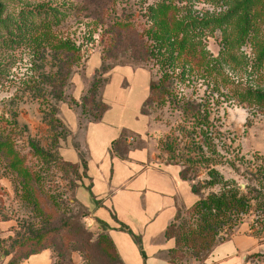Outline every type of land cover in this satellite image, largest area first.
Listing matches in <instances>:
<instances>
[{
	"label": "rangeland",
	"instance_id": "374dc122",
	"mask_svg": "<svg viewBox=\"0 0 264 264\" xmlns=\"http://www.w3.org/2000/svg\"><path fill=\"white\" fill-rule=\"evenodd\" d=\"M127 1L89 3L88 0H9L6 3L1 18L5 23H11V32L0 25V116L10 115V112L16 110L20 125L27 127V135L18 137L22 153L29 155L25 148L27 136L36 140L46 150L54 145V139L58 135L44 121L46 114H54V105L58 111L57 117L67 130L66 140L59 142L61 159L79 161V164L84 161L89 163L91 174L98 181L103 175H112L114 170L120 174L118 171L121 162L117 160L113 165L115 156L111 153L112 144L111 147H106V138L110 132L115 133L117 138L125 132L127 143L133 145L132 150L139 151L135 157H140V164L133 167L124 164L123 168L131 167L129 170H132V175L135 176L147 175L148 182L155 172L145 170L147 165L142 163L146 162L161 168V176L166 184L172 185L177 178L171 170L167 171L163 167L176 166L181 171L187 170L189 177L195 179V183L208 181L209 169H215L223 176L224 181L229 183V188H240L245 193L247 185L257 187L258 182L250 181V177L257 169L263 167L264 170V113L240 106L236 100L228 98L224 90L214 91L213 85L195 75L186 77L185 82H180L176 91L179 95L196 100L204 106L206 112L210 113V125H196L194 118L186 117L170 104L157 105L158 101L152 106H144L145 114L140 113L149 95L150 80L160 76L158 67L153 66V62L148 64L144 54L136 58L131 50L125 52L124 43H118L115 47L118 34H114L112 22L116 19L115 15H122L126 10H130L133 12L132 20L143 26L147 20L142 19V16L147 7L158 0H131V3L126 4ZM222 4L223 0H184L180 8L183 14L202 17L220 13L223 10ZM49 7L55 8L62 19L54 28L57 39H69L78 47V60L74 57L71 59L76 64L64 88L65 101L57 103L49 101L50 95H47L46 99L40 98L30 89L35 81L43 83V77L50 71L56 72L63 60V57L55 59L49 47L45 50L42 47L44 41L41 45L35 42L36 35L42 33L40 23L45 19V8ZM36 11L38 14H35ZM31 13H34L33 16ZM20 25H24L21 30L17 29ZM34 26L38 33L35 32ZM220 37L219 31L213 35L207 32L206 45L213 57L219 55ZM112 46L115 49L113 47L112 52H109ZM242 51L252 58L250 49L244 47ZM103 59H106L107 65L117 66L104 75L110 83L100 90L98 96V100L100 98L110 106L106 120L100 125H93L91 132L90 128H87V139L93 140L92 150L86 139V127L90 123L82 117L79 105L88 94L103 65ZM224 72L234 80L250 82L252 79L249 73L233 71L229 66L225 67ZM193 139L197 143L195 146H192ZM170 143H173L172 147L175 146L173 154L166 150V145ZM106 152L108 156L105 157ZM31 163L34 161L31 160ZM122 174L125 175V172ZM259 174L262 175L263 172ZM82 177L77 175L67 178L57 172L48 185L50 191H55L51 192L52 195L58 201L61 198L63 220H67V223L70 221L69 226L63 228L59 222L52 225L62 229L52 245V264H107L100 244L97 243L96 237L91 235L96 232L98 225L94 223L93 216L106 220L111 216L107 211L99 212L100 208L95 205L87 191L93 184L92 179ZM188 183L191 187L193 182ZM166 184L163 190H172L168 189ZM75 186H78V189ZM17 188L21 189L12 174L0 179V219L15 223L12 234L0 238V241H4V244L0 245V264H8L11 260L12 255L6 257L5 252L10 251L18 232L24 235L32 224L39 227L40 214L31 212L30 207L24 205L22 194L16 191ZM181 189L179 199L185 206L179 205L178 208L187 211L198 197L188 188ZM222 189H225L224 184L215 186L212 191L220 192ZM157 191L154 195L150 191L143 192L148 208L140 218H136L131 211H117L124 219L118 224L127 226L141 238L142 250L145 253L144 256L128 233H113V239L120 250L137 255L131 258L130 264H158L151 254L154 244L159 243L157 237L163 235L166 214L158 215L156 210L162 204L176 202L178 199L171 194L163 198ZM209 191L206 190L205 194ZM131 193L132 191L128 190L123 195ZM131 195L139 196L137 191ZM108 206L113 207L111 203H108ZM254 218L252 213L244 215L237 232H257V227L252 229ZM152 221L155 222L151 223ZM82 232H85L86 236H83ZM72 234L75 236L72 237ZM91 238L93 240L89 243Z\"/></svg>",
	"mask_w": 264,
	"mask_h": 264
},
{
	"label": "trees",
	"instance_id": "16d2710c",
	"mask_svg": "<svg viewBox=\"0 0 264 264\" xmlns=\"http://www.w3.org/2000/svg\"><path fill=\"white\" fill-rule=\"evenodd\" d=\"M8 1L0 0V25L11 32V23H5L6 21L1 18ZM88 1L114 3L118 0ZM183 2L184 0H158L155 4L149 5L142 16V19L147 20L143 26L132 20L133 12L130 10H126L122 15H115L116 19L112 22V30L114 34H118L115 47L118 43H124L125 52L131 50L136 58L144 54L148 64L153 62V66L158 67L160 76L158 79L150 80L149 95L141 108V113L145 114L144 106H152L158 101L157 105L170 104L186 117L194 118L196 125L209 124L210 113L206 112L205 107L196 100L179 95L176 91L179 83L185 82L186 77L191 75L208 81L213 85L214 91L224 90L228 98L236 100L240 106L264 113V0H223V10L220 13L202 17L181 13L180 4ZM129 3L131 0L126 2ZM33 14L31 13V16ZM35 14H38V11ZM45 14V19L40 23L42 33L36 35L35 42L41 45L44 41L42 47L45 50L49 47L55 59L63 57V60L56 72L50 71L43 77V83L35 81L30 89L40 98L46 99L47 95H50L49 101L64 102V88L76 64L71 59L74 57L78 60V47L69 39H57L54 28L62 22L60 13L49 7L45 8ZM22 26L24 25L17 29L21 30ZM33 28L38 33L36 27ZM216 31L221 33V49L218 57H213L207 49L206 38L207 32L213 35ZM113 47L109 52H112ZM244 47L252 51V58L242 51ZM143 61L145 62L144 59ZM106 63V59H103V65L95 76L88 94L79 105L82 117L90 124L101 123L110 110L107 103L102 102L100 98L98 100L100 90L110 83L104 75L117 66ZM226 66L233 71L249 73L251 81L234 80L225 74ZM52 108L54 114H46L44 121L58 135L54 139V145L46 150L36 140L27 136L25 148L30 156L24 155L19 146L18 137L27 135V127L20 125L18 112L14 110L10 115L0 116V179L12 174L21 188H17L16 191L21 192L24 205L30 207L31 212H38L41 216L38 220L39 227L32 224L24 235L19 232L16 234L17 239L13 240L10 251L5 252L6 257L12 255L8 264H22L31 256L46 250L52 252V245L58 238L61 228L69 226L70 221L67 223V220L64 221L62 218L61 198L58 201L51 193L55 191L48 189L54 175L59 172L67 178L77 175L88 178L87 162L79 164L61 159L59 142L66 140L67 130L56 115L58 112L56 107L52 105ZM127 142L128 137L122 132L120 138L112 142L111 153L122 160H127L129 153L133 151L132 143ZM172 144L166 145V150L173 154L175 146L172 147ZM192 144L197 145L195 139L192 140ZM29 159L34 163L30 164ZM168 164L172 165L169 162ZM260 172L263 174H259ZM208 176L209 180L200 184L189 177L187 170L180 172L183 181L193 182L191 191L198 199L187 208V211L178 208L174 220L165 230V239L174 242V246L165 255L169 264H191L194 261L205 264L219 245L231 240L243 222L244 215L249 213L255 215L252 229L255 230L257 227L260 230L252 235L260 243H264L263 167L257 169L250 177V181H257L258 186L247 185L245 193L240 188H229V183H226L215 169H209ZM221 184H224L225 189L220 192L212 191L215 186ZM75 187L78 189V186ZM206 190H210L207 195ZM87 191L95 205L101 208L91 188ZM113 219L118 222L116 217L113 216ZM93 220L98 225L96 232L91 236L96 237L107 264H124L114 240L109 235L112 230L131 235L145 256L141 238L130 228L119 225L118 229H112L106 221L98 217L93 216ZM58 222L62 223L61 228L52 227ZM82 234L86 236L85 232ZM73 236L75 235L72 234ZM92 240L89 239V243ZM3 244L4 241H0V245ZM254 257L264 260V256Z\"/></svg>",
	"mask_w": 264,
	"mask_h": 264
},
{
	"label": "crops",
	"instance_id": "0c3cea01",
	"mask_svg": "<svg viewBox=\"0 0 264 264\" xmlns=\"http://www.w3.org/2000/svg\"><path fill=\"white\" fill-rule=\"evenodd\" d=\"M105 116L102 122L99 123V125L105 122L106 120ZM93 125H98V124H89L86 127V139L89 137V132L87 128H90V132H91V128ZM118 138H120V136ZM118 138L116 137L115 133L110 132L109 137L106 138V143H107L106 147H108L109 145L111 147L112 142L117 140ZM92 141L87 139L88 144H90L91 149L93 150ZM108 150L110 151V149H105V151L107 152ZM105 151L103 153H105ZM137 153H139V151L136 152L135 150L131 151L128 155L127 160H122L114 155L115 158H113L114 160L113 165L117 162V160L121 162L118 171L120 172V174L118 175L117 170L116 171L114 170L112 175L111 173H108L107 175H103L100 177L99 181L96 178H94V176H92L91 165L88 163V177L92 179V183H93L91 185V191L94 194L96 201H98L102 206L99 212L101 211L109 212L111 218L109 220L106 219H102V220L106 221L112 229L119 228L118 223L124 221V219L120 216V214L117 213V211H119L120 213L131 211L136 218H140V216H142L143 213L147 212L148 205L145 204L144 201L145 197L143 195V192L150 191V193L154 195V192L158 190L159 192L157 191L156 193L161 194L163 198L168 194H171L173 197H176L178 199L176 202L174 201L172 203L168 202L162 204L156 210V212L158 211L157 212L158 215L163 216V214H166V220H165V226H164L165 228L163 230V235L161 234L160 237H157L158 239L156 240L159 241V243L154 244V248L151 254L155 262H158V264H169L165 259V255L166 252L174 246V242L167 241L165 239L164 236L165 230L168 227V225L174 220V217L178 210V206L179 205L185 206L184 204L181 203L179 199L182 191L181 188L183 189L188 188L192 193L191 187L187 181H183L181 179L180 177L181 170L177 169L176 166L163 167V169H166L167 171L171 170V172L174 173L175 177L177 178L175 179V181H173L172 185L169 183L166 184L164 182V179L162 178L163 174L161 172L160 167H156L155 165H149L147 164V162L142 163L145 166L147 165L145 167V170L148 171L154 170L155 172L154 173L155 175H152V178L149 182H148L149 177L147 178V175H144L143 177L138 175L136 176L132 175V170H129L131 167H129V169L126 167L123 168V165L126 164L132 167L138 166L140 164L138 160L140 159V157H135ZM104 155L106 157L108 156V153ZM71 163H79V161L71 162ZM154 163L156 164V162ZM123 172H125V175L122 174ZM165 184L168 185V189H172V190H163ZM185 185L187 187H185ZM128 190L132 191V193L137 191L140 197L139 196L135 197L134 195H131L132 193L129 195H123L124 192L127 193ZM139 198L141 200H139ZM108 203H111L113 207L108 206ZM113 216L116 217L118 222H116L113 219ZM154 222L155 221H152L151 223ZM14 228H15L14 222L12 221L4 222L0 219V238H4L11 235ZM119 232L120 231L112 230L109 232V235L113 239V235H114L113 233H119ZM116 246L124 264H130L129 262L131 258L137 256L131 254V252H123L122 250H120L117 244ZM255 255L264 256V243H260V241L252 234H241V232H237L231 238V240L219 245L211 254V256L209 257V259L206 261L205 264H264V260L255 258L254 257ZM52 262H53L52 252L50 250H46L41 254L31 256L29 259L25 260L22 264H52ZM191 264H198V263L194 261Z\"/></svg>",
	"mask_w": 264,
	"mask_h": 264
}]
</instances>
